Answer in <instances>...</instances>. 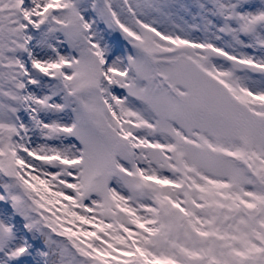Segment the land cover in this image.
Masks as SVG:
<instances>
[{
    "label": "snow or ice",
    "instance_id": "6c2138e0",
    "mask_svg": "<svg viewBox=\"0 0 264 264\" xmlns=\"http://www.w3.org/2000/svg\"><path fill=\"white\" fill-rule=\"evenodd\" d=\"M0 264H264V0H0Z\"/></svg>",
    "mask_w": 264,
    "mask_h": 264
}]
</instances>
